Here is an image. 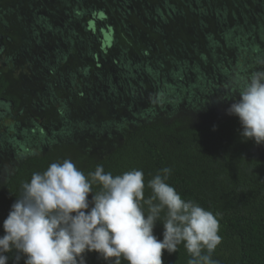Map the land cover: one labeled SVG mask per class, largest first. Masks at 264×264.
<instances>
[{
    "label": "trees",
    "instance_id": "trees-1",
    "mask_svg": "<svg viewBox=\"0 0 264 264\" xmlns=\"http://www.w3.org/2000/svg\"><path fill=\"white\" fill-rule=\"evenodd\" d=\"M6 1L20 0H0V8ZM65 1L61 7L73 29L54 53L58 65L51 66L50 78L44 71L38 81L32 57L23 60L29 70L21 63L17 70L12 50L22 31L10 26L5 37L0 57L8 55L11 69L0 63V118H9L11 125L0 134V236L22 183L51 163L70 159L86 176L97 165L113 176L142 170L145 184L169 167L167 183L182 199L219 214L223 239L212 258L219 264H264V152L257 154L264 145L242 140L238 117L202 127L187 118L132 120L135 127L128 129V119L118 111L120 106L136 109L131 114L136 119L150 114L142 108L155 89L173 106L186 100L200 109L220 108L237 99L232 81L264 60V0ZM155 8L168 13L164 20L157 19ZM17 81L28 89L13 91ZM195 88L203 91L198 100ZM112 130L121 142L100 159L92 149H80L81 143L92 148L100 134L112 135ZM150 194L146 187L145 197ZM163 230L157 222L154 234L160 240ZM7 255L8 264H14L15 252ZM162 259L188 264L190 256L181 244ZM86 264L106 262L89 253Z\"/></svg>",
    "mask_w": 264,
    "mask_h": 264
},
{
    "label": "clouds",
    "instance_id": "clouds-1",
    "mask_svg": "<svg viewBox=\"0 0 264 264\" xmlns=\"http://www.w3.org/2000/svg\"><path fill=\"white\" fill-rule=\"evenodd\" d=\"M232 87L239 99L227 114L238 117L242 140L264 145V60ZM171 172L164 167L145 184L142 170L113 176L97 165L86 176L70 159L34 172L3 221L0 264L13 252L14 264H86L89 253L106 264H164V252L176 253L181 244L188 264H219L212 258L223 239L219 214L182 199L167 183ZM157 222L162 240L154 234Z\"/></svg>",
    "mask_w": 264,
    "mask_h": 264
},
{
    "label": "crops",
    "instance_id": "crops-1",
    "mask_svg": "<svg viewBox=\"0 0 264 264\" xmlns=\"http://www.w3.org/2000/svg\"><path fill=\"white\" fill-rule=\"evenodd\" d=\"M190 1L196 2L197 4L200 0ZM59 3L61 4L56 6L54 0H20L17 2L10 1L9 3L6 1L4 5L6 7L0 8V56L6 51L5 48L8 43H6L5 37L10 26L21 30L23 35L19 36L20 39L17 41L16 46H13V57L19 62L17 63L18 67L20 63L24 65L25 62L23 60H28L30 57H32L35 62L37 61L36 76L38 81H43L42 73L44 71H46V76L48 78L52 76L51 66H55V64L58 65V58L54 53L58 51L64 38L67 37L73 29L71 17L68 15L69 12L61 7L66 4V1L60 0ZM156 9L157 8L153 9V11L155 12ZM156 12L160 14L159 17L157 16L158 20H164L166 18L165 15H168L167 12L165 13L160 9H157ZM167 39L168 37L166 40ZM173 40L176 39L174 38ZM64 45H66V43H64ZM168 52H171V50ZM7 56L8 55H6V58L0 57V63L2 64V69L10 72L9 70L11 68L9 67L7 69L8 65L5 63V61H7ZM43 62H47L48 64ZM20 69L19 67L17 70ZM23 69L29 70L28 65L25 64ZM26 77L28 78V74Z\"/></svg>",
    "mask_w": 264,
    "mask_h": 264
},
{
    "label": "rangeland",
    "instance_id": "rangeland-1",
    "mask_svg": "<svg viewBox=\"0 0 264 264\" xmlns=\"http://www.w3.org/2000/svg\"><path fill=\"white\" fill-rule=\"evenodd\" d=\"M106 46V45H105ZM237 49V47H236ZM29 79V78H28ZM27 79V80H28ZM20 81V80H18ZM17 81V82H18ZM22 83V81H20ZM20 82H18L17 84H15V86L13 87V91H24L26 89H28V85L26 84H21ZM161 85H159L160 87ZM27 87V88H26ZM103 87V85H102ZM106 88V87H105ZM157 89H155L152 92V96L149 98V105H145L143 106L142 110H150L151 112L150 114L144 116V117H139L138 119H136L133 115H136V109L135 110H128L127 108L123 109L122 106H120L118 108V111L121 112L122 117L123 118H127L128 122H126V127L129 129H133L135 127V123L132 122L135 120H138V122L140 123H147L149 121H161L163 123H168L171 122L174 119H185L187 118L189 120L190 125L192 126H197V127H202V126H207L209 124H212L213 122H216L218 120L224 119L226 117H228L229 115L227 114L226 110L230 107L231 103L234 102V100H230L225 104H222V107H211V108H199V105L197 106H193L189 103H187L186 100H183V102L178 103L177 105L173 106V103L170 101H161L162 96L158 95V92L156 91ZM193 97L195 100H198L201 97V93H203V91L201 90V93L195 88L193 90ZM235 93V91H234ZM237 94V93H236ZM188 95V94H186ZM205 95V94H203ZM167 97L169 98L170 95H167ZM176 98V97H173ZM183 98V97H182ZM239 99V97L237 98ZM219 105V103H218ZM215 106V105H214ZM133 112V113H132ZM133 123V124H132ZM0 134L1 131H5L7 130L11 125V122L9 120V118H0ZM112 135H105V134H100L96 140H97V144H95L92 148H90L87 145H84L83 143L80 144V149L82 151H85L87 149H92L93 152H96V155H98V158L100 159L102 157L103 154H106L108 152H110L113 147L118 146V144L121 142V135L118 132H114L112 130ZM91 138V137H90ZM87 142V141H86ZM14 146V145H13ZM12 145L9 147V149L11 147H13ZM15 147H17L15 145ZM42 151L45 152V147L42 145ZM11 150V149H10ZM48 150V149H47ZM3 151L8 152V149H4ZM264 152V148L263 149H259L257 151V154Z\"/></svg>",
    "mask_w": 264,
    "mask_h": 264
}]
</instances>
